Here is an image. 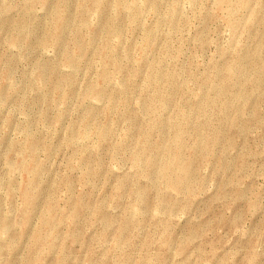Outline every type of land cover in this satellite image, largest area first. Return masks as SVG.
<instances>
[{
	"label": "rangeland",
	"instance_id": "374dc122",
	"mask_svg": "<svg viewBox=\"0 0 264 264\" xmlns=\"http://www.w3.org/2000/svg\"><path fill=\"white\" fill-rule=\"evenodd\" d=\"M0 264H264V0H0Z\"/></svg>",
	"mask_w": 264,
	"mask_h": 264
}]
</instances>
